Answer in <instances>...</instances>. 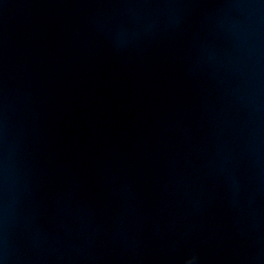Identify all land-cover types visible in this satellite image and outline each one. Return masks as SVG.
I'll return each mask as SVG.
<instances>
[{
  "label": "water",
  "instance_id": "obj_1",
  "mask_svg": "<svg viewBox=\"0 0 264 264\" xmlns=\"http://www.w3.org/2000/svg\"><path fill=\"white\" fill-rule=\"evenodd\" d=\"M264 264V0H0V264Z\"/></svg>",
  "mask_w": 264,
  "mask_h": 264
},
{
  "label": "clouds",
  "instance_id": "obj_2",
  "mask_svg": "<svg viewBox=\"0 0 264 264\" xmlns=\"http://www.w3.org/2000/svg\"><path fill=\"white\" fill-rule=\"evenodd\" d=\"M197 259V257L193 256L187 261V264H194V261Z\"/></svg>",
  "mask_w": 264,
  "mask_h": 264
}]
</instances>
